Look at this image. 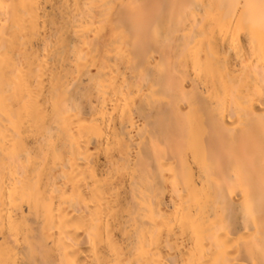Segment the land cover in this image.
I'll return each mask as SVG.
<instances>
[{
  "label": "bare ground",
  "instance_id": "obj_1",
  "mask_svg": "<svg viewBox=\"0 0 264 264\" xmlns=\"http://www.w3.org/2000/svg\"><path fill=\"white\" fill-rule=\"evenodd\" d=\"M0 264H264V0H0Z\"/></svg>",
  "mask_w": 264,
  "mask_h": 264
}]
</instances>
